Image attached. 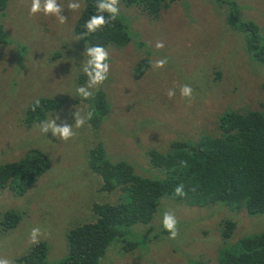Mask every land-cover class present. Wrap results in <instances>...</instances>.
Wrapping results in <instances>:
<instances>
[{"label":"rangeland","instance_id":"rangeland-1","mask_svg":"<svg viewBox=\"0 0 264 264\" xmlns=\"http://www.w3.org/2000/svg\"><path fill=\"white\" fill-rule=\"evenodd\" d=\"M212 1L214 7L207 0H178L165 9L160 8L155 19L142 14L131 20L128 44L119 52H110V71L105 84L109 87L105 96L115 101L118 116L105 117L93 131L94 139H80L85 125L75 128L74 114L79 113V109L68 95H64L60 97V107L49 117L55 119L58 114V125L73 126L75 135L66 142L50 132L42 133L39 127L26 130L17 112L24 111L38 98H55L66 90L71 94L76 91L69 80L70 70L73 72L77 68V64L72 63H79L74 56L78 46H85L83 39H75L73 30L80 10L67 9L72 0H58L70 12H61L67 19L60 24L55 17L30 16L31 0L7 1L6 8L0 11V24L8 35L6 44L0 48V108H3L0 110V162L19 159L28 141L40 134L39 142L33 141L47 155L50 165L35 189L31 187L22 195H0L1 212L13 207L23 214L16 228L0 232V257L12 261L22 255L33 246L29 243V233L38 227L42 233L40 242L45 244L46 261L53 264L66 251L65 233L78 224L89 222L93 205H113L120 201L114 193L100 188L101 182L90 171L83 153L87 146L92 149L96 146L95 142L101 140L98 136L106 137L103 152L110 163L122 161L143 178L161 180V170L147 167L150 152L165 155L173 141H190L199 134L218 135V119L228 110L264 111V89L260 88L264 83V66L250 63L239 34L234 31V36L224 23V7L220 9L218 2ZM233 1L243 21L264 23V0ZM123 8L120 12L126 17L130 7L124 5ZM137 11L132 8V12ZM62 28L67 29L69 37L61 35L63 40H55L54 36ZM30 41L42 48L40 57L28 56L23 50L15 51L21 43ZM158 41L163 42V48L156 49ZM56 50L61 54L51 61ZM164 57L168 63L162 70H154L153 62ZM141 59L147 61L149 68L142 73L136 86L148 87L155 95L138 87L127 91L122 87L127 80L135 86L133 69ZM50 76L52 78L48 79ZM184 84L194 89L190 104L180 96V86ZM170 88L176 90L171 99L166 95ZM10 92L12 95H8ZM112 123L119 129L106 132L105 128ZM188 126L192 127L191 132L185 131ZM48 180L57 186L41 185ZM158 207L150 222L153 233L142 236L140 231L144 226L138 224L124 228V240L136 239L139 245L123 252L120 239L112 241L99 264H188L189 260L215 264L217 249L227 245L222 242L215 224L219 215L215 212L217 206L195 208L164 203ZM165 211L174 213L178 220L179 234L175 239L165 238L166 233L158 226ZM221 217L231 219L233 212L224 208ZM241 219L239 233L264 231V216L251 217L257 219L256 224L255 220L242 215ZM131 236L135 239H130Z\"/></svg>","mask_w":264,"mask_h":264},{"label":"trees","instance_id":"trees-1","mask_svg":"<svg viewBox=\"0 0 264 264\" xmlns=\"http://www.w3.org/2000/svg\"><path fill=\"white\" fill-rule=\"evenodd\" d=\"M7 1L0 0V11L6 8ZM174 1L178 0H121L127 7L136 8L140 13L154 19L158 17L160 8H167L168 4ZM207 1L214 7L215 3L212 0ZM216 1L220 9L224 7L226 27L234 36L236 35L234 31L239 34L237 36L246 50L250 63L264 66V23L258 25L253 21H243L238 17L239 8L233 0ZM80 2L83 7L73 27L76 32L75 39L79 41L83 39L85 46L89 47L128 43V28L120 20L123 18L121 13L115 21L85 37L84 24L91 14H96L95 0ZM62 11L69 12L65 8ZM104 15L107 18L108 14ZM61 35L68 36L66 28H62L54 39L63 40ZM40 37L43 38L41 33ZM6 38V31L0 24V45L6 44ZM37 46L34 41L28 42V51L31 52V49H36ZM85 50L84 46H78L75 53L80 65L86 59ZM59 54L61 52L58 50L53 52L51 61ZM146 67L145 59L139 61L134 78L141 77ZM1 70L2 68L0 73ZM85 78L80 71L77 77L75 75L72 78L73 86L84 85ZM260 88L264 89V83L260 84ZM93 93V97L87 100L82 99L76 91L68 95L73 105L76 108L79 106V112L83 117H87L89 112L93 114L90 120L86 119L87 128L80 139L91 138V131L99 127L107 114L108 107L100 88ZM38 99L40 106L35 111L32 110L34 102L32 101L21 112L22 126L26 130L39 127L40 123L46 120V113L59 105V102L53 99ZM217 131L218 135L201 134L193 141H173L169 153L165 155L150 152L147 164L161 170L163 173L161 180L143 178L135 174L131 166L125 162L110 163L105 159L99 142L94 144L96 146L93 149L87 146L83 153L88 158L90 171L96 174L101 182L100 188L106 193H114L120 201L113 205H93L91 209L93 218L66 232V251L53 264H99L105 249L112 241L117 242V239H120L118 240L120 250L123 252L132 250L139 244L133 236L130 239L135 240L125 241L122 230L138 224L144 226L140 231L142 236L153 233L150 222L158 210L161 198H172L176 202H183L187 207L207 208L221 203L227 206L232 204L231 208L234 209V205H240L249 217L264 216V111L228 110L218 119ZM40 137L39 134L28 141L19 159L9 163L0 162V195L4 193L22 195L31 187L35 189L39 179L49 170V158L33 141L39 142ZM181 161H185L186 165L182 166ZM48 183L57 186L49 180L41 185L47 186ZM179 184L184 185V191L187 193L184 197L174 195V189ZM22 215L13 207L5 208L4 212L0 211V232L1 224L6 230L7 225L15 224ZM215 224L220 226L221 239L232 241L227 242L226 247L217 249L215 264H264V231L237 235L234 234L235 223L229 219ZM12 229L11 227L10 230ZM162 231L165 232L163 228ZM232 234L235 239L230 238ZM45 255L44 243L34 245L30 248L26 264H46ZM188 264L204 263L200 260L194 262L189 260Z\"/></svg>","mask_w":264,"mask_h":264},{"label":"clouds","instance_id":"clouds-1","mask_svg":"<svg viewBox=\"0 0 264 264\" xmlns=\"http://www.w3.org/2000/svg\"><path fill=\"white\" fill-rule=\"evenodd\" d=\"M119 4H121V8H123L124 4L121 2V0H95L96 14H91L89 16V19L85 22L84 28L86 29V32L83 35L86 37L88 34L97 32L98 30H100L103 27H105L106 25H108L111 21H115L120 13L122 15V12H120L121 8L119 7ZM66 7L68 10H72V11H79L80 10L81 11L83 5L81 4L80 0H72V2L68 3ZM63 9H64V7L61 6V4L58 2V0H31L30 6H29V15L35 16L37 14H42L45 17H55L60 24H63L66 22V19H67L65 16L61 15V12ZM104 13L108 14L107 18L104 15ZM141 15H142V13H140L139 11L132 12V7H130V9L127 11L126 17H124L122 15L123 18L120 20L123 23V25L126 28H128L127 37H128V34L131 32V29L129 28L130 26L128 25V23L131 20H136ZM147 18L154 19L152 17H147ZM7 37H8V35H7ZM27 44L28 43H23V44L21 43L16 48L15 51L23 50L24 52H26L28 54V56H34V55H36L37 57L41 56L40 51L42 48L37 47L36 52L34 51V49H31V52H29L28 51L29 48L27 47ZM2 45H4V43L0 45V48ZM116 45H120V46L115 47ZM116 45L105 44L102 46L101 45H95V46H91V47L84 46L86 48V50L84 52L86 59L83 61V63L81 65L79 63H75L72 61L73 62L72 64H77V68L74 69L73 72L70 70L71 75H70L69 81L71 83H72V78L75 75L77 77V75L80 73V71H82L83 74L86 76L84 85H81L79 87H74L76 89V93L82 99H85V100L90 99L91 97H93V94H94L93 92H95L96 90H98L100 88V90L104 94L105 103L108 107L107 114L105 116V117H107V119H109V118L114 119L118 116L116 111H115V101H109V99L105 96L106 91L109 89V87L106 86L105 84H106V81L108 79V74L110 71V64H111L110 52H111V50H115V51L119 52L122 48H124L126 46V45H121V44H116ZM155 47H156V49H161L164 47V44H163V42L158 41L155 44ZM143 60L144 59H141L139 61H143ZM167 63H168L167 57H164V58L158 59L155 62H153L152 67L154 70L161 69ZM136 67H137V65L133 69V78L135 76ZM71 68H72V65H71ZM147 68H149V67L147 66L146 69ZM146 69H145V71H146ZM51 78H52V76H50L48 79H51ZM134 79H136V78H134ZM138 79H136V81H135V86H133L130 81H128V80L125 81L123 83V86H122V87H124V91H127L128 89L133 88V87H136V88L138 87L141 91H147L149 94H151V96L155 95L152 92V90L149 89L148 87L136 86V82ZM179 91H180L181 98L186 100V102H188L190 104L192 99L194 98V96H193L194 89L191 87V85H189V84L181 85ZM11 92H12V90H11ZM11 92L8 95H12ZM69 94H70V92L68 90H66L63 93L57 94L55 98L48 97L51 100L53 99V100H56L57 102H59V105L54 110L48 111L46 113V120L41 122L39 125L40 131L42 133L47 134L50 132L53 137L58 138L59 140L65 141V142L70 140L75 135V132L73 130V126L68 125L66 123H64V124L60 123L61 125H58L57 121H56V119H59L58 114H57L55 119H53L52 117L50 118L49 116L52 112H54L56 109H58L60 107V105H61V98L60 97H62L64 95H69ZM166 95L169 99H171L176 95V90L174 88H170L166 92ZM44 98H46V97H44ZM155 99L157 101V97ZM14 105L15 104L13 103V106ZM39 106H40V100L36 99L33 102L32 110L35 111V109ZM1 109H3V108H0V110ZM78 109L80 110L79 106H78ZM154 109H155V107H153V109H152V115L156 114V111ZM17 113H19V115H21V112H17ZM92 115H93L92 112H89L87 114V117H83L81 112L75 113L74 114L75 128L79 129V128L83 127L85 125L86 119L90 120L92 118ZM152 115H151V117H152ZM151 117H149V119H151ZM15 118H17V117L15 116ZM89 125H90V122H89ZM86 128L87 127H85V129ZM113 129H119V127L112 123L105 128V131L110 132ZM93 131H91L92 136H95V135H93ZM185 131L191 132L192 127L188 126L185 129ZM84 134H85V131H84ZM200 135L201 134H199L198 137H200ZM92 136H91V138H92ZM98 138H100L102 141L98 139L95 143L99 142L101 144V147L104 149L106 147V145L104 144V141L106 142V137L98 136ZM170 139L172 140L174 138L171 137ZM193 140H195V139H192L190 141H193ZM85 158H86V161L88 163V158L86 156H85ZM181 165L185 166L186 162L181 161ZM148 166L149 165L147 164V167ZM174 195L179 196V197H184L187 195V193L184 191V185L183 184H179L175 187ZM161 199H163V198H161ZM161 199L159 200V208H161V205L164 203L172 204L175 206H177L178 204H183V202H176L172 198H165L164 201L160 204ZM231 205L227 206L224 204L222 205L221 203L216 204L217 207L215 209V212L219 213V215H218L217 219L215 220V222L224 220V218L221 217V212L224 208H226V209L233 212V217L229 220L232 221L233 223H235L234 234H237V235L249 234L248 231H246L244 233H239V228H240L239 224L241 223V220H242L241 215L243 217L249 219V220H255V219H251V217H249V215L246 214L245 210L242 207H240V205L239 206L234 205L235 206L234 209L231 208ZM195 208H199V207H195ZM92 218H93V216H92ZM21 219L18 220L16 223L18 224L19 221H21ZM15 224L7 225V228L11 229V227H12L14 229V228H16L15 226L17 225V224L15 225ZM177 225H178V220H177L175 214L170 212V211H165L163 213L162 220L158 224V226L161 229L163 228L165 230V233H166L165 238H169V239H175L177 237V235L179 234V229H178ZM217 226H218L219 236H220V226L219 225H217ZM7 228H6V230L9 231L10 229H7ZM6 230L2 228V224H1V232H7ZM41 235H42V233H41L40 228H38V227L32 228L30 233H29V243L32 244L33 246L37 245L39 243H43V242H40ZM25 237H27V236H24V238ZM220 238H221V236H220ZM230 238L235 239L233 234H232V237H230ZM11 239L15 240L14 237H12ZM221 240L223 243L224 242H229V243L232 242L229 239L227 241L223 240V239H221ZM33 246L29 247L26 251L23 252L22 255L18 256L17 258H15L12 261L8 258L0 257V264H26V263H28L27 259H29V251H30V248H32ZM174 254H177V253L175 252ZM46 258H47V253L45 255V262H46V264H51V263H47ZM200 261H202V260H200ZM202 262L204 264H206L204 261H202ZM53 263H54V261H53Z\"/></svg>","mask_w":264,"mask_h":264}]
</instances>
